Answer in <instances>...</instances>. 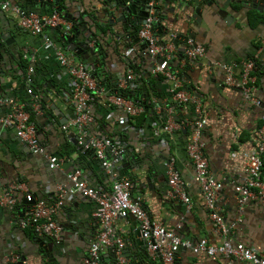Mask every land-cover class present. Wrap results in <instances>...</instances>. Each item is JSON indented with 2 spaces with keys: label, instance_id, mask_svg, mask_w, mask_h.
<instances>
[{
  "label": "crops",
  "instance_id": "crops-1",
  "mask_svg": "<svg viewBox=\"0 0 264 264\" xmlns=\"http://www.w3.org/2000/svg\"><path fill=\"white\" fill-rule=\"evenodd\" d=\"M105 1L112 4L107 0H58L69 13L77 12L75 15L78 19L84 15L87 28L84 21L83 24H77L79 28H84V35L94 39V43L95 32L97 35L101 32L99 26L107 28L106 38L99 37L100 44L92 46L95 56L91 61L96 60L94 62L100 64L103 60L101 56L106 53L103 58L109 60V64L104 62L102 66L112 77L117 71L130 66L137 74L139 85L134 90H138L137 97L140 95L138 100L145 105V111L129 116L127 124L121 125L115 119L116 114L122 113L120 107L110 105L107 95L99 93L92 103L96 122L89 127L90 133L95 135L122 136L127 141V147L134 146L136 156L127 155V159L124 158L112 170L106 171L92 150L88 152L84 148L79 149L78 146L81 145L74 142L78 129L75 126L67 131L61 128L62 123L74 115L68 83L61 75V66L54 53L45 49L43 37L23 29L16 13L3 9L0 0V32H11L10 36L14 41L1 49L5 59L0 62L7 66V74L0 73V96L10 95L22 102L36 100L39 108L35 109V116L31 120L47 150L63 161L58 168H50L46 158L30 151L13 127L0 125V193L10 184L18 182L23 183L38 198L53 203L57 198V185L69 183L67 175L73 169H81L91 186H103L107 189L111 188L115 178H128L133 182L132 196L140 198L153 219L175 231L183 239L197 241L207 237L213 243H221L222 237L209 216L187 152V142L193 128L186 121H192L196 115V103L201 106L207 120L203 142L209 158L210 172L217 180L223 181L217 194L218 210L228 223L236 221L230 237L236 242L245 243L264 257V199L249 200L240 207L235 191V185L246 175V164L251 154H259L264 162V152H257L259 129L264 122L263 4L259 0H198L202 5L195 7L191 3L194 0H171L169 3L167 0H159L156 26L159 37L164 41H171L177 35L186 36L191 29L195 32V39L206 48L205 55L198 61L191 62L188 69L182 59V51L177 49L175 52L174 62L184 65V69L180 70L181 77L195 98V102L177 105L170 101V83L164 76H155L153 73L155 60L152 57L137 56L131 58L130 63L125 61L124 49L121 50L119 46L121 41L109 31L114 26L125 33L124 24L109 19L111 10L104 12ZM22 4L25 2L22 1ZM114 4L113 1L112 5ZM49 6H52V0L50 3L39 0L30 4V8L40 11L48 10ZM259 6L263 9L262 12L258 10ZM117 15L120 16L119 13ZM165 29L169 31L168 35ZM52 32L53 37L59 38L62 31L56 34L55 30ZM184 43L180 42L177 46L181 48ZM22 62L26 63V68ZM218 62L231 65L237 78L245 64L253 63V81L250 84L253 95L261 99L262 104L255 105L244 98L240 87L226 85V72ZM31 65L35 70L32 74L34 85L38 88L32 94L26 92ZM154 100L157 104L160 102L156 108ZM150 104L152 107L147 108ZM169 108H174L172 110L178 126L172 131H165L163 127L167 123ZM7 109L0 104V113ZM112 109L114 115H111ZM170 159L175 161L177 170L186 181L193 201L191 209L181 199L170 194L166 171ZM261 173L264 179V165ZM25 194L26 190H16L14 196L18 199L17 204L0 206V264H5L6 258V264H11L20 257L33 264H41L42 261L48 264H80L88 254L89 242L102 229L95 215L96 201L77 192L64 199L56 216L63 227L61 237L58 242L51 240L54 244L52 248H47L46 253L40 242L36 241L40 237H36L27 227L19 225V220L23 217L19 213L24 207ZM137 226L130 217H118L114 221L115 236L126 241L125 247L129 252L126 259L137 264H150V261L163 264L160 257L154 259L148 252L143 254L139 250L144 242L142 237L135 234ZM42 238L40 239L43 240ZM137 240L142 242L141 245H137ZM114 248L102 246L101 259L106 264H112L115 260ZM175 264L253 263L231 260L224 255L194 253L183 247L175 256Z\"/></svg>",
  "mask_w": 264,
  "mask_h": 264
},
{
  "label": "built area",
  "instance_id": "built-area-1",
  "mask_svg": "<svg viewBox=\"0 0 264 264\" xmlns=\"http://www.w3.org/2000/svg\"><path fill=\"white\" fill-rule=\"evenodd\" d=\"M45 1L50 3V0ZM112 1H119L120 4L138 2V0ZM158 4L159 0H148L145 9L148 15L137 24L136 37L140 40V45L137 47H123L121 43L125 39L132 37L128 34L129 32L124 30L125 33L121 32L123 35L118 36L121 41L119 46L121 50L124 49L123 54H125V57L127 56L130 59L147 55L155 60L152 71L155 73V76L162 75L170 83V101L177 105L195 102V98L181 77L180 70L184 69V65L174 62L175 52L177 49L182 51L184 55L182 59L187 65L188 62L198 61L203 57L206 48L192 37H189L181 48L170 40L164 41L161 39L156 32V26L158 25ZM108 5L110 6V3H106L104 7H108ZM1 6L5 10H12L16 13L19 17V25L23 29L36 35H41L45 49L54 53L57 62L61 66V75L66 78L68 83L69 100L74 110V115L62 123L61 128L67 131L75 126L78 129L77 138L79 144L85 150H92L94 152L95 156L100 160L103 169L106 171L112 170L111 168L124 160L127 141L120 135H95L90 133L89 127L96 122V117L92 112V103L99 96V93L106 94L109 104L120 107L122 111L121 114L115 115V119L121 125L127 124L129 116L143 113L145 105L140 100H134L117 93L118 91L112 92L114 87L101 84L92 73L96 67L94 60L86 62L77 59L73 52L64 49L53 37L52 30L62 31L60 35H64L77 26V21L79 20L75 14L74 18L68 17L65 11L67 8L62 9L60 2L56 5L52 4L45 11L28 6L23 7L20 3L13 0H1ZM119 6L121 8V5ZM110 10L111 13H121L120 9L118 10L113 5ZM93 41L94 39L89 43L91 47L95 44ZM119 54L121 55L122 53ZM182 59L180 60L182 61ZM217 64L226 72V85L240 87L244 98L248 99L252 104H262L261 99L253 95L252 85L250 84L253 81L251 75V71L254 68L253 63L245 64L238 78L235 77L231 65L222 62H218ZM97 65H101V63H97ZM34 71L33 65L29 66L26 92L31 94L33 92L30 85L34 83L32 78V74L35 73ZM113 77L114 83L119 89L134 90L138 88V76L132 66L117 71ZM31 103L34 106V111L39 108L36 100ZM0 104L8 108L6 112L0 113V125L13 127L17 136L24 141L30 151L43 155L48 161L50 168H58L63 161L58 155L50 153L45 147V143L39 137L36 126L31 120V112L26 107L27 103L7 95L0 96ZM159 104L160 102L158 104L156 102L154 107H158ZM172 109L174 108H169L168 110L167 123L163 127L165 131H172L173 128L178 126ZM195 111L196 115L192 121H186V124H191L193 128L192 135L187 142V152L193 164L194 178L201 186L209 210V216L219 236L222 237L221 243H213L207 237H202L197 241L183 239L175 231L168 229L162 223L153 219L143 207L140 198L132 196L133 182L130 179L115 178L110 189L103 186L95 187L91 186L84 178L81 169H73L68 173L67 178L69 183H59L57 185V198L53 203H48L38 198L23 183L15 182L4 188L3 192L0 193V206L17 204L18 199L14 196L15 191L19 189L26 190L25 200L30 203L27 205L23 217L19 220V225L22 227L31 225L38 236L48 237L47 239L53 238L58 242L63 227L57 221L56 216L64 203V199L68 195H74L77 192L95 200L97 203L95 215L102 225V229L89 242L88 254L80 264H101L102 246L116 247L119 263L124 264L128 262L126 257L123 256L126 241L121 237L115 236L114 221L118 217L126 218L129 215L137 218L140 234L149 255L154 259L157 256L160 257L163 264H175V256L183 247L194 253H205L208 256L224 255L231 260L264 264V257L259 256L257 251L248 247L243 242H236L230 237L231 229L236 225V221L228 223L218 210L217 194L223 186V181L217 180L213 173L210 172L209 158L205 153V144L203 142V131L207 120L203 116L201 106L196 103ZM111 115H114L113 109L111 110ZM259 130L260 140L257 152L263 153L264 122ZM263 165L262 157L259 154L252 153L246 164V175L240 183L235 185L240 207H243L249 200L264 199V179L261 173ZM166 171L168 173V183L171 187V196L181 199L187 208L191 209L193 201L188 192L186 181L177 170L173 159L168 161ZM7 260L6 258L5 261L7 262Z\"/></svg>",
  "mask_w": 264,
  "mask_h": 264
},
{
  "label": "water",
  "instance_id": "water-1",
  "mask_svg": "<svg viewBox=\"0 0 264 264\" xmlns=\"http://www.w3.org/2000/svg\"><path fill=\"white\" fill-rule=\"evenodd\" d=\"M107 1H110L113 4L112 0H107ZM147 2H148V0H138L137 3L130 2V3L120 4L119 1H116V2H114L115 4L113 6H116L118 10L120 9V11H121L120 16H118L115 13H111L109 15V18L112 19V20H115V21L118 20L119 22H123L125 30L127 32H129L128 34L131 35L132 38H135L136 37L137 24L140 22V20L142 18H144V17H146L148 15L147 11L145 10L146 7H147ZM169 2H171V0H167V3H169ZM57 3H58V0H52V4L53 5H55ZM104 3L106 4V1ZM191 3H192V6H195V7H200L202 5V3L198 2V0H194V2H191ZM259 3L263 4V7H264V0H259ZM112 4H110V6L108 5V7H104V12H108L110 10V8L112 7ZM119 5H121V8H120ZM260 6H259L258 10L260 12H262L263 9ZM65 11H66V15L68 17H70V18H74L73 17V16H75L74 14L77 13V12H72V13L68 14V10L65 9ZM125 12H127L128 14L125 13ZM83 16L79 17V20L77 21L78 23H82L83 24V21H84V19H83L84 17ZM196 17H197L196 14H194V18H196ZM99 23H101V22H99ZM84 25L87 28L88 25H87L86 22L84 23ZM111 28L113 30L109 29V31H110V33L113 36L118 37L120 35L121 36L123 35L119 30L114 28V26H112ZM89 33L91 34L92 31L90 30ZM165 33H166V35L169 34L168 29H165ZM10 35H11V32H8L6 34L0 32V60H4L5 59V55L2 54L1 49L14 42ZM195 36H196L195 32H192V30L190 29V31H187L186 36H185V34L177 35V37L173 38L171 40V42H173L175 45H178L180 42H182V43L185 42L189 37L195 38ZM59 39L63 42L62 46L65 49H69L70 51H72L76 55L80 56L81 58L88 60V62H90L91 58L95 56V50L90 45H88L90 43L91 37L89 35H86V34L84 35V28L83 27L79 28V25L73 27L72 30L69 33H66L64 35H60ZM135 40H138V38H135ZM123 47H124V45H123ZM124 59L128 63L132 62V60L129 57H125ZM190 65H192V63L190 64V62H188L186 68L188 69L189 68L188 66H190ZM0 73L2 75H6L7 74V66H5L2 62H0ZM74 138H75L74 142L76 144H79L78 138L75 137V136H74ZM78 147H79V149L83 148L82 146H78ZM127 155L136 156V151H135L134 146L133 147H131V146L127 147V149L125 151V156H124L126 159H127ZM35 196H36V194H35ZM29 203L30 202L27 201V200L23 201L24 207L21 209V212L19 213L21 216L24 215L25 209L27 208V205ZM128 217H130L134 221V225L138 224V220H137L136 217H134L133 215H129ZM135 234L137 236L141 237L140 228L138 226L136 228ZM42 239L43 240H41L39 238L36 241L40 242V246L43 247L46 250V253H47V251H48L47 248H52V246L54 244V243L51 242V240H53V238H49V239L42 238ZM143 242H144V240H143ZM141 243L142 242L140 240H137V245H141ZM127 249H128L127 246L124 247L123 256H128L129 255V252H128ZM139 250L142 251L143 254H147V248L146 247L144 248V245L142 246V248H139ZM116 252H117V249L115 247L114 248V258H115V260L113 261L112 264H120L118 259H117ZM11 264H33V263H28L25 258H23V257L21 258L20 257L17 261L11 262ZM41 264H48V263H45V261H42ZM124 264H137V263L128 261V262H125Z\"/></svg>",
  "mask_w": 264,
  "mask_h": 264
},
{
  "label": "trees",
  "instance_id": "trees-1",
  "mask_svg": "<svg viewBox=\"0 0 264 264\" xmlns=\"http://www.w3.org/2000/svg\"><path fill=\"white\" fill-rule=\"evenodd\" d=\"M22 1H24L25 2V4L23 5L22 4ZM39 0H21L20 2H18V3H20V5L21 6H23V7H26V6H28V7H30V4L32 3V2H34V3H37ZM43 1H45V0H43ZM56 5V4H55ZM60 5H61V8L62 9H64L65 8V6L62 4V3H60ZM60 8V9H61ZM159 10H160V5H159ZM157 24H158V22H157ZM78 25V24H77ZM101 26V25H100ZM99 26V28H100V30H101V32H100V30H99V32H100V34H101V36H100V34L99 35H97V32H95V35H96V42L95 43H97V45L98 44H100L99 43V37H100V39L102 38H106V35H107V28H105V27H100ZM159 26H161V25H159ZM98 27V26H97ZM162 27V26H161ZM96 31V30H95ZM58 32V30L57 31H55V34ZM158 32V31H157ZM53 34V33H52ZM54 35V34H53ZM55 37V36H54ZM135 38H138V37H135ZM135 38H132V37H130V39L129 38H127V39H125L124 40V42L122 43L124 46H126V47H133V46H138V45H140V40L138 39V40H135ZM55 39L57 40V41H59V42H61L60 40H59V38H56L55 37ZM100 47V46H99ZM74 55L76 56V58L77 59H79V60H82V61H86V62H88V60H86V59H83V58H81L80 56H78V55H76L75 53H74ZM181 55V54H180ZM106 56V53H103V55L101 56V59H103L102 60V64L101 65H97V63L98 62H96V67H95V70L92 72L93 73V75L97 78V80H99L100 81V83L101 84H104V85H108V86H110V87H114L113 89H112V92H114V91H118L117 93H119V94H122L123 96H126V97H129V98H132V99H134V100H138V97L140 96L139 94V96L137 97V93H138V90L136 91V90H132V89H119L117 86H116V84L114 83L115 81H114V77H112V75L108 72V70L104 67V66H102V65H104L105 63H107V64H109V60H105L103 57H105ZM183 56V55H182ZM181 56V57H182ZM107 59V58H106ZM91 61V60H90ZM94 61H96V60H94ZM92 62V61H91ZM105 62V63H104ZM22 64H23V66L26 68L27 67V65H26V63L25 62H22ZM106 64V65H107ZM160 79V78H159ZM35 83H33L32 84V92L34 93V90H36V89H38V88H36L35 87V85H34ZM40 85V84H39ZM26 101V103H27V105H26V107H27V110L29 111V112H31V119L35 116V111H34V107H33V105H32V103L31 102H29L28 100H25ZM153 104V103H152ZM152 104H150V105H147V108H149V107H152ZM85 151H88V152H90V150H85ZM27 229L29 230V231H31L33 234H35L36 235V237H40V236H38L37 234H36V232L34 231V228H33V226H31V225H29V226H27ZM40 238H42V237H40ZM101 264H106L104 261H101ZM150 264H155L154 262H152V261H150ZM162 264V263H161Z\"/></svg>",
  "mask_w": 264,
  "mask_h": 264
},
{
  "label": "clouds",
  "instance_id": "clouds-1",
  "mask_svg": "<svg viewBox=\"0 0 264 264\" xmlns=\"http://www.w3.org/2000/svg\"><path fill=\"white\" fill-rule=\"evenodd\" d=\"M101 24V23H100ZM103 24H104V22H103ZM96 36V35H95ZM61 45H63V44H61ZM63 47V46H62ZM64 48V47H63ZM65 49V48H64ZM67 50H69V49H67ZM70 51V50H69ZM72 52V51H71ZM74 54V53H73ZM191 63V62H190ZM188 64V63H187Z\"/></svg>",
  "mask_w": 264,
  "mask_h": 264
}]
</instances>
